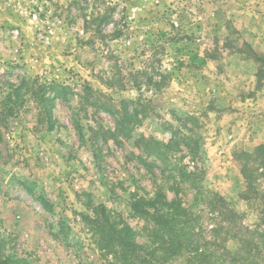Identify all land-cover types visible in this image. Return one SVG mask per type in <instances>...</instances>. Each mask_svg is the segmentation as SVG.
I'll return each mask as SVG.
<instances>
[{"label":"rangeland","instance_id":"rangeland-1","mask_svg":"<svg viewBox=\"0 0 264 264\" xmlns=\"http://www.w3.org/2000/svg\"><path fill=\"white\" fill-rule=\"evenodd\" d=\"M259 59L264 0H0V264H137L109 223L158 264H222L224 206L264 222L263 169L252 189L239 169L264 145ZM156 195L177 252L143 213Z\"/></svg>","mask_w":264,"mask_h":264},{"label":"trees","instance_id":"trees-1","mask_svg":"<svg viewBox=\"0 0 264 264\" xmlns=\"http://www.w3.org/2000/svg\"><path fill=\"white\" fill-rule=\"evenodd\" d=\"M259 60L261 67L257 73L258 75H262L264 74V60ZM138 113L137 108L127 110L125 107L122 113V120L136 117ZM102 132L104 134L107 133L105 130H102ZM125 136L127 137L128 133ZM139 139L144 143V148L149 153L160 158L162 162L165 161V158L162 156L163 151L160 148L161 145L157 141H145L142 138H138V141H140ZM244 158L245 161L240 164L239 169L246 181V187L252 189L254 186L253 182L256 178L255 172L259 168H262L261 173L264 174V145L260 144L256 146L252 153H244ZM249 162H252V164H249ZM255 162L256 166L254 167L253 163ZM181 176L183 180L187 181L197 191L199 179L195 172L185 170L182 171ZM254 199H256L255 196ZM143 202L146 207L152 208L151 212L144 210L143 213L149 216L158 232L160 240L168 248L172 246L173 249H176L175 252L182 249L185 242L183 241L184 235L182 229L179 226L181 218L172 210H168L174 207L175 203L173 201L168 202L164 199H158L157 195ZM138 204V201L133 202L134 206ZM43 205L46 206V204ZM163 209L167 211L165 212ZM222 221L225 224L224 233L227 235V237L222 238V241L224 242L228 238L234 243L233 249H229L224 245L222 264H264V222L261 228H251L244 223L240 213H237L228 206H224L222 209ZM104 229L106 230L105 235L107 241L117 247L118 252L122 255L121 258L126 260L132 259L137 264H158V257L154 251L148 249L146 244H140L134 241L129 233L131 230L128 225L117 228L114 223H109L107 226H104ZM164 250V252L167 251L166 249ZM223 255H225V258H223Z\"/></svg>","mask_w":264,"mask_h":264}]
</instances>
